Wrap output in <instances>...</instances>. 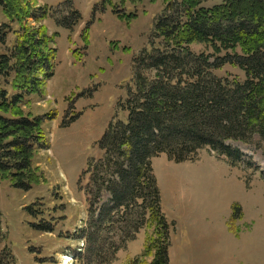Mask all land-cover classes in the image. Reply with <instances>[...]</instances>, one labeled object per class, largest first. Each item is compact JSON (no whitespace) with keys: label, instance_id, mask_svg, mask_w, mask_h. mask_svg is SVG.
<instances>
[{"label":"trees","instance_id":"trees-1","mask_svg":"<svg viewBox=\"0 0 264 264\" xmlns=\"http://www.w3.org/2000/svg\"><path fill=\"white\" fill-rule=\"evenodd\" d=\"M127 1L114 5L104 0L103 5L129 25L136 14L119 11ZM211 1L163 0L149 48L133 60L132 86L120 105L127 121L109 124L98 141L101 159H90L83 173L84 179L89 176L83 188L90 217L78 240L86 242L91 262L104 255L113 260L117 250L102 237L105 225L116 226L127 240L144 225L148 213L153 237L147 238L144 255L129 264H170L173 227L161 210L153 158L164 154L182 163L209 149L236 168L242 155L228 143L249 145L255 136L264 141V0H222L208 7ZM35 7V0H0V180L25 192L42 179L34 159L48 150L44 122L56 117L55 111L43 116L31 112L33 99L47 94L57 58V34L43 23L47 7ZM80 21V14L73 11L60 25L71 30ZM80 38L85 49L88 26ZM193 45H205L217 57L211 61L203 53L196 55ZM225 65L240 69L244 81L214 74ZM106 193L111 200L98 212ZM239 212V207H232L233 220ZM8 250L4 247L2 255Z\"/></svg>","mask_w":264,"mask_h":264},{"label":"rangeland","instance_id":"rangeland-1","mask_svg":"<svg viewBox=\"0 0 264 264\" xmlns=\"http://www.w3.org/2000/svg\"><path fill=\"white\" fill-rule=\"evenodd\" d=\"M35 1L36 7H47L43 23L50 33L57 34V58L47 94L33 99L31 112L43 116L55 111L56 117L44 122L48 150L40 151L34 159L41 170L40 183L25 192L0 180V262L63 264L62 257L67 255L73 259L70 264H129L144 255L146 240L154 234L149 214L144 225L127 240L116 226L105 225L102 237L117 250L113 260L104 255V259L91 262L85 254L86 242L78 240L90 217L83 188L89 184V176L84 179L83 173L90 159H101L98 141L109 124L127 121L120 105L132 86L133 60L149 48L153 24L165 4L163 0H128L119 11L135 13L136 17L127 25L103 5L104 0ZM110 1L118 5V0ZM221 1L212 0L207 6ZM73 11L80 14V23L71 30L63 28L60 24ZM2 21L0 10V24ZM87 26L89 42L84 49L80 35ZM112 43L117 45L116 50ZM191 51L203 53L211 61L217 57L205 45H193ZM146 73L153 77V73ZM214 74L244 81V73L231 65ZM228 145L242 155L236 168L215 156L213 159L209 149L182 163L170 161L164 154L151 160L161 210L173 227L169 247L173 264H264V141L255 136L249 145ZM110 200V194H104L97 211ZM233 206L240 208L234 220ZM171 208L176 216L171 215ZM230 208L225 223L223 217ZM47 227L50 232L44 231ZM4 247L10 254L2 255ZM78 247H82L80 254L76 253Z\"/></svg>","mask_w":264,"mask_h":264},{"label":"crops","instance_id":"crops-1","mask_svg":"<svg viewBox=\"0 0 264 264\" xmlns=\"http://www.w3.org/2000/svg\"><path fill=\"white\" fill-rule=\"evenodd\" d=\"M213 159H214V157H213ZM224 162V161H223ZM236 175V174H235ZM188 179H189V177H187ZM239 179H243V177H239ZM168 207H169V205H168ZM168 207H165V208H168ZM242 208L245 210V208L242 206ZM172 209V208H171ZM171 212V215H177V214H174L173 213V209H172V211H170ZM242 213H243V215H244V211L242 210ZM230 214H231V208H230V211H228V214H227V216H224L223 217V221H225V223L228 221V218H229V216H230ZM178 222V221H177ZM178 225H179V223H178ZM169 257H170V264H173V262H172V259H171V255H170V252H169ZM183 259H184V256L182 257ZM176 259L178 260L179 259V257H176Z\"/></svg>","mask_w":264,"mask_h":264},{"label":"built area","instance_id":"built-area-1","mask_svg":"<svg viewBox=\"0 0 264 264\" xmlns=\"http://www.w3.org/2000/svg\"><path fill=\"white\" fill-rule=\"evenodd\" d=\"M66 259V261H64V264H67L68 263V258L64 257Z\"/></svg>","mask_w":264,"mask_h":264},{"label":"bare ground","instance_id":"bare-ground-1","mask_svg":"<svg viewBox=\"0 0 264 264\" xmlns=\"http://www.w3.org/2000/svg\"><path fill=\"white\" fill-rule=\"evenodd\" d=\"M69 261L71 262V259Z\"/></svg>","mask_w":264,"mask_h":264}]
</instances>
